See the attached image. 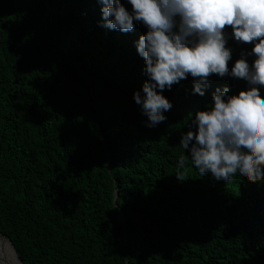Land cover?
Here are the masks:
<instances>
[{"label":"trees","instance_id":"16d2710c","mask_svg":"<svg viewBox=\"0 0 264 264\" xmlns=\"http://www.w3.org/2000/svg\"><path fill=\"white\" fill-rule=\"evenodd\" d=\"M101 19L98 0H0V233L23 264H264V180L176 167L195 110L249 85L212 73L200 96L189 74L148 127L145 26ZM224 30L231 68L251 44Z\"/></svg>","mask_w":264,"mask_h":264},{"label":"clouds","instance_id":"9594fccd","mask_svg":"<svg viewBox=\"0 0 264 264\" xmlns=\"http://www.w3.org/2000/svg\"><path fill=\"white\" fill-rule=\"evenodd\" d=\"M101 26L131 31L134 21L145 31L134 41L143 58L146 79L133 90L148 127L167 119L171 102L163 94L173 83L191 75L193 93L203 96L212 73L241 78L249 87L230 94L228 85L211 93V103L195 110L187 130L181 131L183 154L177 170L191 160L200 175L210 173L228 182L264 180V0H98ZM225 25L231 36L251 44L231 68ZM246 56H253L251 64ZM7 242L0 244V264H17Z\"/></svg>","mask_w":264,"mask_h":264},{"label":"rangeland","instance_id":"374dc122","mask_svg":"<svg viewBox=\"0 0 264 264\" xmlns=\"http://www.w3.org/2000/svg\"><path fill=\"white\" fill-rule=\"evenodd\" d=\"M184 170H187V171H190V172H191V171H194V169H193L191 166H185ZM228 184H229V186H230L231 188L234 189V191H235V190L238 191L237 189H238L239 185H238L237 182L233 181V179L230 180V181H228Z\"/></svg>","mask_w":264,"mask_h":264},{"label":"bare ground","instance_id":"6f19581e","mask_svg":"<svg viewBox=\"0 0 264 264\" xmlns=\"http://www.w3.org/2000/svg\"><path fill=\"white\" fill-rule=\"evenodd\" d=\"M4 242H7L9 245H10V243L8 242V240L5 238V237H2V236H0V244H2V243H4ZM10 247H11V245H10ZM11 249H12V247H11ZM13 250V249H12ZM14 252V251H13ZM15 254V253H14ZM15 256H16V254H15ZM17 257V256H16ZM17 264H21L20 262H19V260L17 259Z\"/></svg>","mask_w":264,"mask_h":264},{"label":"water","instance_id":"95a60500","mask_svg":"<svg viewBox=\"0 0 264 264\" xmlns=\"http://www.w3.org/2000/svg\"><path fill=\"white\" fill-rule=\"evenodd\" d=\"M0 236H2V237H5L3 234H1L0 233ZM6 238V237H5ZM7 240H8V242L10 243V245H11V247H12V249H13V251H14V253L16 254V252H15V250H14V248H13V245L11 244V242H10V240L8 239V238H6ZM17 256V255H16ZM18 258V257H17ZM18 260H19V262L21 263V264H23L21 261H20V259L18 258Z\"/></svg>","mask_w":264,"mask_h":264}]
</instances>
